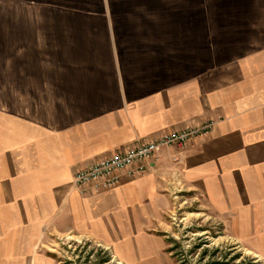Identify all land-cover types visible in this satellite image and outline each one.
I'll return each instance as SVG.
<instances>
[{
    "label": "crops",
    "instance_id": "1",
    "mask_svg": "<svg viewBox=\"0 0 264 264\" xmlns=\"http://www.w3.org/2000/svg\"><path fill=\"white\" fill-rule=\"evenodd\" d=\"M226 2L196 38L164 4L53 27L54 52L27 60L39 84L25 114L0 117V264H56L51 237L167 264L155 230L184 188L264 259V0ZM208 119L219 120L208 136L160 149L143 175L74 188L92 162Z\"/></svg>",
    "mask_w": 264,
    "mask_h": 264
},
{
    "label": "rangeland",
    "instance_id": "2",
    "mask_svg": "<svg viewBox=\"0 0 264 264\" xmlns=\"http://www.w3.org/2000/svg\"><path fill=\"white\" fill-rule=\"evenodd\" d=\"M226 3V0H0V117L25 114V98L30 97L26 92L33 84H39V72L33 75L36 63L27 60L54 52L53 27L59 26V21L80 23L90 18L98 24L104 16L157 13L154 10L164 4V10L186 16L181 22L196 38V28L210 27L212 10L223 9ZM43 63L40 70L48 69L44 75L47 74L45 80L50 83L53 77L48 76L49 68L54 62ZM24 70L28 71L27 78ZM173 205L155 230L164 243L167 264H264L262 257L255 256L230 233L227 223L210 210L199 194L184 188L173 196ZM48 246L56 264H125L111 248L96 241L51 237Z\"/></svg>",
    "mask_w": 264,
    "mask_h": 264
},
{
    "label": "built area",
    "instance_id": "3",
    "mask_svg": "<svg viewBox=\"0 0 264 264\" xmlns=\"http://www.w3.org/2000/svg\"><path fill=\"white\" fill-rule=\"evenodd\" d=\"M218 123V119L204 120L179 131L166 132L148 143H140L136 147L96 160L91 166L79 169L73 175V186L81 195H86L88 190L100 192L114 189L122 182L123 175L130 178L143 175L146 164L156 157L160 149H183L195 139L208 136Z\"/></svg>",
    "mask_w": 264,
    "mask_h": 264
}]
</instances>
